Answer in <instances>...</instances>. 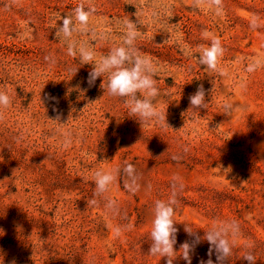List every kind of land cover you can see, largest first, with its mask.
<instances>
[{
  "label": "rangeland",
  "instance_id": "1",
  "mask_svg": "<svg viewBox=\"0 0 264 264\" xmlns=\"http://www.w3.org/2000/svg\"><path fill=\"white\" fill-rule=\"evenodd\" d=\"M215 7L0 0V92L11 99L0 110V264H166L149 248L155 202L170 198L173 264H186V226L228 241L220 264H247L249 252L264 264V0H222L219 15ZM211 39L225 49L215 72L198 59ZM119 47L156 66L163 119L142 125L124 98L101 88L106 75L88 86V73ZM85 53L93 60L83 62ZM200 85L207 109L188 112ZM97 171L115 177L104 192ZM208 251L198 245L192 264Z\"/></svg>",
  "mask_w": 264,
  "mask_h": 264
},
{
  "label": "clouds",
  "instance_id": "2",
  "mask_svg": "<svg viewBox=\"0 0 264 264\" xmlns=\"http://www.w3.org/2000/svg\"><path fill=\"white\" fill-rule=\"evenodd\" d=\"M198 3H205L207 0H197ZM215 7V12L219 15L222 11V0H211ZM76 19L81 24H87L89 14L83 8H77ZM72 21L70 18H64L62 21L61 31L65 35L71 33ZM252 27H256L253 23ZM134 35V34H133ZM204 38L208 39L210 34L207 30L202 32ZM225 49L222 47L219 39H211L210 43L201 46V52L198 55L200 63L212 71H218V65L224 55ZM69 55H74L71 49ZM83 62L93 60L92 53L83 54ZM156 74V66L147 57L137 56L135 59L130 57L124 47H119L105 56L100 64L93 67L88 73L87 84L89 87L95 85L97 79L103 75L107 76V85L102 81L101 88L106 89V94L112 97L124 98V104L129 108L130 114L139 119L142 125L153 120L163 119L157 110L156 101L160 95L157 87V81L154 79ZM79 88V85L77 86ZM206 90L203 85H200L197 90L189 96V111L198 109H207ZM55 101V97H50ZM11 99L4 93L0 92V110L10 106ZM88 107V104L84 109ZM2 116V112H0ZM58 118V117H57ZM219 127V126H218ZM125 171L132 173L134 165L127 164ZM115 177L108 172L97 171L95 173V186L97 192H104L108 186L114 181ZM125 187H128L127 185ZM182 190V185L180 186ZM177 203L175 198H170L166 203L162 200L155 202L152 231L150 233L151 246L149 255L160 256L166 260V264H173V258L178 253L176 250L177 232L175 221V208L173 205ZM89 205L95 204V200L88 201ZM236 225L237 228L239 226ZM185 231L191 237V241L186 240L179 246V253H182V258L186 264H192V254L198 245L203 242L209 244L207 261L201 260L200 264H213L211 257L216 256V264H220L222 258L231 254V247L227 240L217 239L216 235L211 232H206L202 237L199 235L192 236L191 229L185 227ZM247 264H255V256L251 252L244 256ZM15 264V261L12 262Z\"/></svg>",
  "mask_w": 264,
  "mask_h": 264
}]
</instances>
